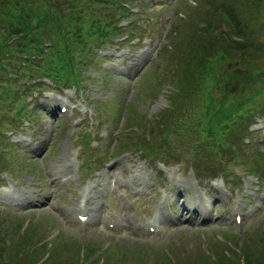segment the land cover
Masks as SVG:
<instances>
[{
	"label": "rangeland",
	"instance_id": "obj_1",
	"mask_svg": "<svg viewBox=\"0 0 264 264\" xmlns=\"http://www.w3.org/2000/svg\"><path fill=\"white\" fill-rule=\"evenodd\" d=\"M205 1L152 0L137 4L134 1L129 9L139 6L140 13L114 22L116 26L132 20L137 27L128 51L116 50L112 45L102 46L100 49L105 52L99 54L98 60L96 49H91L87 59L81 57L85 65L77 66V79L66 86L68 92L54 95L30 91L22 102L28 114L23 111L20 118H15L14 112L7 109L9 102L0 103V156L2 153L8 161L0 163V197L11 188L12 194L31 201L13 205L9 202L15 196L5 191L7 202L0 199V239L5 244H13L12 250L18 249L20 253L26 246L17 244L16 238L19 231L29 230L28 241L33 247L44 246L39 255L35 254L36 258L29 256V252H21L19 261L29 256L26 263L33 262L41 254L40 258H45L51 253L49 264H85V258L91 254L104 264H214L215 259L216 264L218 261L231 264L230 260L233 264H246L241 259L245 254L249 264H264V177L256 182L255 175L248 174L242 178V183L237 180L247 167L261 165L254 154L259 152L263 156L258 159L264 158V109L258 108L243 117L242 123L234 128L241 143L261 145L247 150L245 165H240L233 157L234 161L226 165L227 178L206 170L197 175L186 167L183 157L164 159L163 164L170 163L163 166L151 158L144 162L133 153L119 156L123 152L166 149L161 145L160 132L152 131V127L157 124L156 118L170 109L169 97L175 92L171 72L164 71V65L160 66L174 53L166 42L178 38H171L168 31L176 20L182 25L198 4L211 7ZM224 1H231L235 6L245 3V0ZM238 8L244 13L242 17L251 22L252 37L259 40L263 49L256 59V68L264 71V13L259 10L253 14L244 7ZM213 30L217 33L228 28L213 25ZM162 48L168 49L167 53L158 55ZM158 64L162 70L153 68ZM101 67L109 77L102 75ZM221 68L219 86L212 90L215 106L226 96L232 99L226 108L237 110L236 101L247 99L254 89L264 88L263 83L247 85L244 82L241 76L246 68L242 65ZM66 95L69 97L64 99ZM259 96H264V89ZM51 99L57 103H51ZM61 101L71 106L72 112L59 113ZM63 102L60 106L65 104ZM251 102L250 105L255 106ZM193 114H200L199 107H186L181 121L186 123ZM124 130L129 132L120 134ZM145 131L153 134L148 141L142 135ZM198 132L199 129L187 131L189 141L183 149L194 145L191 141ZM86 141L93 144L84 150ZM157 153L162 155L160 151ZM233 153L236 154V150ZM127 159L135 166L132 173L125 178L128 175L125 171L121 183L118 180V186L112 188V179L115 180L116 175L121 177L119 162ZM63 164L68 168L66 173L61 168ZM103 165L109 166L103 168ZM136 167L141 171L137 172ZM136 173L142 176L147 188H142L144 183L132 182L134 176L131 175ZM56 176L61 180L53 181ZM174 180H187L191 185L181 190L177 183L174 185ZM99 181L101 184L94 187ZM102 183H106L107 188L101 196L95 194L91 202L99 210L88 214L91 221L78 223L70 212L75 202L81 199L83 192L89 194L90 188L100 191ZM11 196L12 200H8ZM162 196H166V201L161 209L158 203ZM195 196L210 208L208 214L194 217L185 210L187 201ZM102 201H105L103 206ZM188 204L192 207V201ZM235 204L240 208L238 225L232 222ZM156 213L160 214L163 226L150 235L146 225ZM106 223H111L113 230H108ZM140 223H145V230L138 228ZM19 224L22 227L17 230ZM4 260L16 261V258L7 253Z\"/></svg>",
	"mask_w": 264,
	"mask_h": 264
},
{
	"label": "trees",
	"instance_id": "obj_2",
	"mask_svg": "<svg viewBox=\"0 0 264 264\" xmlns=\"http://www.w3.org/2000/svg\"><path fill=\"white\" fill-rule=\"evenodd\" d=\"M126 1L0 0V77H12L0 81V103L9 102L7 109L21 115L26 96L43 86L41 82L27 84V81L42 78L50 83L69 86L77 79V66L80 63L85 65L82 62L89 57L91 49L114 44L118 48L130 47V38L137 32L134 21L129 20L124 27L114 25L115 19L131 17L123 7ZM205 3L211 7L198 4L182 25L176 20L168 31L171 38L178 37L173 42H166L167 48L174 53L168 55L169 59L163 60L161 65L153 67L162 70L158 66L164 65L163 70L171 72L175 87V92L169 97L170 109L159 115L157 124L152 127V131L160 132L159 135L163 137L161 145L166 149H147L151 154L145 150H141V153L152 160L160 155L157 151L162 153L159 157L161 160L183 157L186 167L197 175L206 170L227 178L226 165L234 161L233 157L240 165H245L247 150L260 147L257 144L241 146V138L236 136L234 128L242 123L243 117L264 108V96H259L264 88L254 89L247 99L244 97L236 101L234 107L237 110L226 108L232 103V99H226V96L215 106L216 98L212 90L219 86L218 78L223 65L245 67L246 73L241 77L247 85L253 82L264 84V71L256 68V59L260 58L263 49L259 40L252 37L251 22L242 17L244 13L238 8L244 7L245 11H253V14L259 10L264 13V0H245L242 6L224 0H207ZM213 25H223L228 30L226 33H216ZM231 37L239 41H231ZM136 40L139 41V38ZM168 49L162 48L158 55L167 53ZM103 76L109 77L106 72H103ZM103 83L106 84V81L103 80ZM197 106L200 110L198 116L193 114L186 123L181 121L186 107ZM230 119L233 121L230 122ZM192 129H199L191 141L194 145L183 149L189 141L187 131ZM148 135L153 137L151 132ZM88 145L89 142L84 147ZM235 147L237 149H233ZM258 156L263 155L259 152L254 154L261 165L247 167L239 177L248 174H254L258 179L264 177V158L258 159ZM0 163H3L1 159ZM21 227L19 224L17 230ZM29 235V230L18 233L17 244L26 246L21 252H29V256L39 255V250L44 246L33 247L28 241ZM0 241V264H49L51 261V253L45 258H40L41 254L33 262L26 263L29 256L19 261L21 252L18 253V249L13 251V244ZM7 253L16 261L3 262ZM92 257L93 254L85 258V264H104L102 259L96 261ZM241 259L249 264L245 254ZM40 260L42 262L39 263ZM217 264H220L219 261Z\"/></svg>",
	"mask_w": 264,
	"mask_h": 264
},
{
	"label": "bare ground",
	"instance_id": "obj_3",
	"mask_svg": "<svg viewBox=\"0 0 264 264\" xmlns=\"http://www.w3.org/2000/svg\"><path fill=\"white\" fill-rule=\"evenodd\" d=\"M60 107H65V104H62V106H60ZM67 108L68 107L66 106V110H67ZM68 111H70V110H68ZM61 168H62V170H64L65 173L67 172V169H68L67 167H64L63 165H61ZM136 171L140 172L141 169L139 167H136ZM138 175H139L138 173L131 175V176H134L133 178H131L132 182L135 181V179L139 178ZM140 177H142V176H140ZM60 180H61V177H60L59 181ZM115 180H116V182L118 181L117 178ZM179 181H181V180H179ZM181 182H183V181H181ZM137 183L140 184L139 182H137ZM189 184L191 185V182H189ZM8 192H10V190H8ZM83 193H85V194H81V199L79 201L75 202V208L74 209H76V211H73L75 216L83 215L82 213H78V211H80V210H84L86 212V213H84L85 215H87V213L91 210V204H90L91 203V198L87 196L88 194H86V192H83ZM3 195H4V198H5V195H7V194L5 192H3ZM10 199L12 200V196L8 200H10ZM17 200L20 203H22V204L26 203V202H29L27 199H17ZM195 202L200 203L199 200H196ZM161 204L162 203L160 202V205ZM194 205H195V203L192 202V207H194ZM198 208H199V213H196L195 216H201V215H203L205 213L208 214L210 212V208L207 205H199ZM233 210H234V213H233V218L232 219H234L235 216H239L240 215V208H239L238 205L234 206ZM87 221H90V219H87ZM161 223L162 222L160 220V217L158 215L157 216L154 215L150 219L149 223H147L146 230H148V227H151L154 230H157V228H159Z\"/></svg>",
	"mask_w": 264,
	"mask_h": 264
}]
</instances>
